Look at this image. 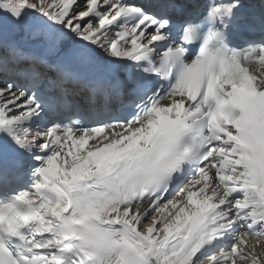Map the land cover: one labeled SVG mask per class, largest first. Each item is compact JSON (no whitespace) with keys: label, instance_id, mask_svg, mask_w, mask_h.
I'll return each mask as SVG.
<instances>
[{"label":"snow or ice","instance_id":"6c2138e0","mask_svg":"<svg viewBox=\"0 0 264 264\" xmlns=\"http://www.w3.org/2000/svg\"><path fill=\"white\" fill-rule=\"evenodd\" d=\"M0 148V264H264V0H0Z\"/></svg>","mask_w":264,"mask_h":264}]
</instances>
